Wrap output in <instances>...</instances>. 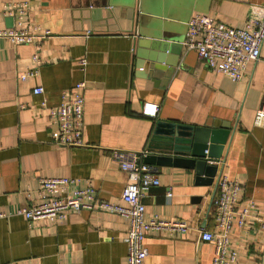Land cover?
I'll return each instance as SVG.
<instances>
[{
  "label": "crops",
  "instance_id": "1",
  "mask_svg": "<svg viewBox=\"0 0 264 264\" xmlns=\"http://www.w3.org/2000/svg\"><path fill=\"white\" fill-rule=\"evenodd\" d=\"M9 3L26 4L24 27L50 36L17 46L0 39V213L6 215L0 218V264H128L129 225L121 216L82 210L54 223L28 221L19 210L40 203L41 179L62 177L123 205L129 176L113 153L146 152L159 121L230 128L232 140L217 161L219 170L241 184L238 208L254 205L246 225L233 227L231 249L236 264H264V123H255L264 109V46L247 77L235 83L184 44L193 15L242 28L251 7L264 6V0H0V30L16 24L6 14ZM154 31L160 35L154 37ZM142 37L174 46L165 56L177 67L166 84L136 76L145 75L136 66ZM38 47L39 74L21 81ZM81 81L86 146L58 147L42 102L58 106L62 94ZM39 86L44 95H34ZM149 104L158 106L156 117L144 115ZM152 168L160 186L146 192V219L181 220L187 230L148 233L145 264H210L214 246L201 232H216L219 182L200 184L195 170L185 167Z\"/></svg>",
  "mask_w": 264,
  "mask_h": 264
},
{
  "label": "built area",
  "instance_id": "2",
  "mask_svg": "<svg viewBox=\"0 0 264 264\" xmlns=\"http://www.w3.org/2000/svg\"><path fill=\"white\" fill-rule=\"evenodd\" d=\"M6 14L16 17L13 28L0 30V39L11 44L31 45L38 38L50 36L49 31L42 33L40 28L24 27L23 19L28 12L26 4L9 3ZM184 44L197 52L199 59L210 69L239 83L247 77L252 64L261 58L264 46V6L251 7L250 15L242 28L230 27L216 22L206 14L197 13L188 22ZM33 68L19 76L26 81L39 74L41 65L40 47L33 56ZM87 60H81L85 71ZM86 83H77L70 93L61 96L58 106L50 107L43 100L42 107L47 109L49 121L55 129L51 133L54 145L58 147H85L84 115L86 106ZM34 95H44L45 88L36 87ZM157 105H146L144 115L156 117ZM256 125L264 123V109L257 112ZM120 168L129 176V183L122 193L123 205L101 199L96 190L88 185L80 188L79 181L70 177L41 179L38 188L40 203L19 210V215L28 221L48 220L54 223L63 221L70 212L82 210L104 212L121 216L128 221L125 242L128 247V264H145L148 251L145 239L148 233L185 232L187 224L181 220H163L158 216L146 219L144 199L152 187L160 186L155 170L144 162L148 155L143 153H113ZM242 190L239 181L222 175L218 183V194L214 201L216 232L202 231L201 239L212 243L214 257L210 264H236L237 252L231 249L230 234L235 225L243 228L254 205L238 208L239 194ZM171 198L172 194L169 193ZM6 215L0 213V218ZM264 228V224H263Z\"/></svg>",
  "mask_w": 264,
  "mask_h": 264
},
{
  "label": "water",
  "instance_id": "3",
  "mask_svg": "<svg viewBox=\"0 0 264 264\" xmlns=\"http://www.w3.org/2000/svg\"><path fill=\"white\" fill-rule=\"evenodd\" d=\"M152 34L154 37L160 35L157 31ZM172 47L171 43L159 37L151 42L140 38L137 41L136 66L145 75L136 76L153 82L162 79L166 84L177 67L165 56ZM229 139L232 140V136L228 127L210 129L159 121L144 162L152 167L174 165L193 169L198 183L212 185L222 176L223 167L219 170L217 161L222 160Z\"/></svg>",
  "mask_w": 264,
  "mask_h": 264
}]
</instances>
